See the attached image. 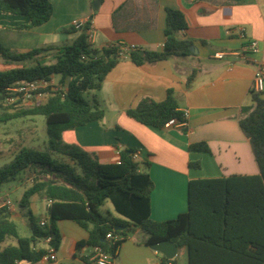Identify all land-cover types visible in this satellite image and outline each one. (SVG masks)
<instances>
[{"label": "trees", "instance_id": "16d2710c", "mask_svg": "<svg viewBox=\"0 0 264 264\" xmlns=\"http://www.w3.org/2000/svg\"><path fill=\"white\" fill-rule=\"evenodd\" d=\"M52 12L50 0H0V14L28 18L17 27L21 30L42 25ZM185 28L182 11L167 7L165 39L159 50L131 47L124 52L117 45L97 48L80 30L73 43L60 47H34L17 52L0 44V58L26 61L22 66L0 70V99L6 87L21 80L49 79L55 75L65 87L51 93L43 102L0 116L3 120L44 115L48 135L46 150L33 146L19 148L13 158L0 167V185L28 170L33 182L23 192L19 204L27 207L34 194L51 200L49 225L43 228L34 224L29 236L19 234L9 208H0V264L38 263L45 249H37L35 243L48 234L52 236L51 245L57 250L61 235L55 222L65 219L74 221L88 233L86 239L76 242L78 251L83 246H99L114 258L125 237L113 241L106 238V234L126 236L139 228L147 235L146 245L167 240L184 252V256L179 253L170 263L163 256L161 264H264V90L250 92L252 105L243 107L238 119L259 173L190 180L187 210L173 219L155 221L150 218V194L154 184L150 174L140 170L139 162L133 160L134 149L120 150L119 161L102 163L95 153L62 141L64 130L103 118L104 111L98 101L85 99L83 93L99 89L106 74L120 60L128 58L135 65H143L192 54L193 41L181 34ZM67 30L78 31L72 26ZM50 50H55L54 60L42 62L44 53ZM126 114L154 128L165 126L171 118L184 120L171 88L167 89L163 100L143 97L128 108ZM187 149L209 152L204 141L190 143ZM53 152L62 154L64 159L53 160L50 157ZM189 166L198 168L200 163L190 162ZM106 200L124 220L101 212L100 206ZM117 226L120 229H115ZM8 239L15 243H8Z\"/></svg>", "mask_w": 264, "mask_h": 264}, {"label": "crops", "instance_id": "0c3cea01", "mask_svg": "<svg viewBox=\"0 0 264 264\" xmlns=\"http://www.w3.org/2000/svg\"><path fill=\"white\" fill-rule=\"evenodd\" d=\"M95 1L50 0V19L28 30L17 29L28 21L27 17L0 14V44L17 52L71 44L80 31H70L71 35L64 37L62 29L71 27L74 19L89 18L95 29L92 43L97 48L117 45L122 49L134 46L159 50L165 39V8L172 7L184 14L186 28L181 34L193 41L194 49L190 55L171 56L151 64L120 60L100 88L91 92L104 111L103 118L64 130L63 142L95 153L102 163L116 162L118 150L134 149L139 169L148 172L154 184L150 218L155 221L173 219L187 210L190 180L258 174L238 119L242 108L249 107L246 102L250 100L253 63L264 58V0ZM169 88L179 109L188 113L183 126L154 128L126 114L143 97L163 100ZM24 140L28 138L22 135L16 141L21 145ZM199 141L206 142L209 152L187 149L190 143ZM10 144H14L12 139ZM194 161L200 163L198 168L189 166ZM25 184V189L31 186ZM38 196L32 195L27 207L32 205L35 210L34 198ZM0 199L4 197L0 195ZM9 210L12 220L18 218L14 207ZM46 219L49 222V217ZM55 226L61 235L55 253L57 264H96L91 247L75 249L77 241L87 238L85 229L68 219L56 221ZM139 231L134 228L130 233ZM124 237L113 264H161L165 254L145 244L146 234L138 239L130 234ZM35 247L45 249L42 239ZM179 253L184 256L177 248L173 258Z\"/></svg>", "mask_w": 264, "mask_h": 264}, {"label": "rangeland", "instance_id": "374dc122", "mask_svg": "<svg viewBox=\"0 0 264 264\" xmlns=\"http://www.w3.org/2000/svg\"><path fill=\"white\" fill-rule=\"evenodd\" d=\"M69 27H67L68 29ZM67 29H62L64 37L67 35H71L72 32L68 31ZM55 52L50 50L46 52L45 56L41 59L42 62H49L54 60ZM26 61H5L4 59L0 58V70H6L11 67H16L18 65H23ZM94 91V90H93ZM92 90H88L83 93V97L87 100L92 99L91 95ZM249 107L252 105V101L249 100L246 102ZM3 105L0 104V113L9 114L14 109L10 107H2ZM1 107L3 109H1ZM24 136L28 138V140H24L21 142V145L18 144L16 141L19 136ZM62 137V135H61ZM14 141L15 146L10 144V140ZM63 141V140H62ZM48 145V135L46 129V122L45 117L42 114H33V115H23L8 119L0 120V167L7 162H9L13 155L16 153L15 149L17 150L19 147L22 146H33L38 147L42 150H46ZM50 157L58 162H61L65 156L62 154L53 152L50 153ZM141 164V162H140ZM32 173L28 170L21 171L14 179H11L3 184L0 185V195L11 201L12 207H14L16 211V215L18 218H15L13 221L17 224L18 232L21 235L28 236L30 234L31 227L42 218H48V208H47V201L48 199L44 196H38L34 198V209H32V205L30 207L21 206L19 201L22 198L23 192L26 188V182L32 184L33 177ZM101 212L105 215L112 216L113 218L122 219L118 216L109 200L103 202L100 206ZM31 211L33 213H31ZM130 236H135L138 239L145 234L142 231H139L137 234L133 235V233L128 232ZM13 240H9L11 242ZM24 264V263H22Z\"/></svg>", "mask_w": 264, "mask_h": 264}, {"label": "built area", "instance_id": "2783aa9c", "mask_svg": "<svg viewBox=\"0 0 264 264\" xmlns=\"http://www.w3.org/2000/svg\"><path fill=\"white\" fill-rule=\"evenodd\" d=\"M71 26L77 30L84 31L90 42L93 41L95 29L93 27L92 21L89 18L84 19H74L71 22ZM134 46H129L122 49L124 52L129 48ZM254 73L252 82L250 85V92L259 93L264 90V58L257 60L253 63ZM65 87L59 82V78L55 75L51 76L49 79H33V80H21L16 81L13 84L5 88L3 97L0 99V104L4 107H10L14 110L25 108L34 105L38 102H43L46 98L58 91L64 90ZM183 121H179L175 118H171L167 121L165 126H183L188 113L183 110ZM119 154V150L117 151ZM137 154H132L133 160H136ZM119 161V160H117ZM51 204V200L47 201V207ZM11 201L7 198L0 199L1 207H11ZM40 227H47L49 225L48 219L41 218L38 221ZM106 238L112 239L113 241L121 240L124 238L122 234L108 232ZM52 236L47 235L42 238L45 244V253L42 255L38 263L36 264H57L56 250L51 245ZM93 256L92 259L96 264H113V257L110 253L104 251L101 247L95 246L92 248ZM21 261H15L14 264H20Z\"/></svg>", "mask_w": 264, "mask_h": 264}, {"label": "water", "instance_id": "95a60500", "mask_svg": "<svg viewBox=\"0 0 264 264\" xmlns=\"http://www.w3.org/2000/svg\"><path fill=\"white\" fill-rule=\"evenodd\" d=\"M97 3V0L95 1V4ZM95 8H97L95 6ZM194 48L191 47V51L193 50ZM115 229H120V227H115ZM154 248H157L161 251H163V253L165 254V256L167 257L168 261L171 262L173 257L176 255V252H177V246L171 242V241H162L160 243H157V244H154L152 245Z\"/></svg>", "mask_w": 264, "mask_h": 264}]
</instances>
